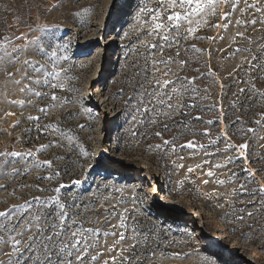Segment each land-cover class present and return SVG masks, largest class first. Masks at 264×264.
I'll return each instance as SVG.
<instances>
[{"label":"rangeland","instance_id":"obj_1","mask_svg":"<svg viewBox=\"0 0 264 264\" xmlns=\"http://www.w3.org/2000/svg\"><path fill=\"white\" fill-rule=\"evenodd\" d=\"M9 2L23 11L21 6L25 0H0V5ZM39 2L27 0L28 5ZM57 2L47 0L49 7ZM156 3L157 0H66V3L52 11L48 19L59 24L61 42L69 44L59 54L68 59L60 62L64 69L61 77V83L65 85L63 91L48 90L49 93L54 91L60 98L57 107L51 109L40 123H59L66 133L71 130L73 139H65L61 133L52 129H46V134H41L25 119L29 115L42 116L37 109L49 105L50 100L34 99L37 108L27 107L23 111L18 107L0 104V107H5V111L16 113L6 120L0 119V141H11L22 135L25 128H32L28 135L23 136L25 142L16 145L17 150H35L51 141H60L63 145L48 148L38 154L37 158L41 161H53L51 169L18 177L15 183L0 180V184L7 186L0 190V211L23 204L33 197H53L56 194L51 189L63 184L67 187L61 190L62 202L91 205L86 210L82 207L69 209L70 213H82L77 217L78 220L91 217L85 227H92L93 221L98 218L99 223L94 226L109 231L112 225L119 223V217L111 219V224L105 226V221L109 219L104 215L105 210H111L114 205L120 212L129 210V227L126 232L129 239L120 247L129 248L135 243L132 237H138L139 242L132 249L135 257H130L131 264H264V231H255L264 226V212H261L260 219L240 224L233 223V220L245 213L232 211V215L225 218V213L230 209L227 205L224 208L218 206L224 202L232 188L244 181L245 168L258 170L255 179L264 183V171H260L264 170V127H260L255 135L246 132L247 128L258 127L253 120L257 113L264 111V100L255 102L251 113L245 111L248 102L246 95L240 97L245 104L232 106L238 98L239 89L248 87L241 81L250 79L244 71L233 69L245 57H251L241 52L235 58L225 59L237 46L252 47L253 52L257 48L241 40L229 47L235 28H229L227 34H224L210 27L217 22L214 18H201L196 37L224 35V39L213 42L190 36L183 40L178 50L182 53L180 59H187V67L181 71L178 64L174 65L173 76L169 78L174 79L177 73L188 78L197 77L195 85L200 90L197 99L208 97L203 100L200 108L185 109L190 115L177 116L176 119L189 122L193 133L207 130L209 135L188 134L177 137V143L184 144L193 140L204 144L208 152L217 155L205 156L203 151L195 153L179 148L175 153L170 149H157L154 146L162 141L152 133L159 130V126L141 127L134 123L130 115L131 106L126 107L125 104L133 94L134 82L140 79L137 73L145 64L147 46L157 42L146 34L149 30L146 24L148 16L140 9H153ZM192 26L195 27V23ZM0 31H3L2 25ZM250 34L254 39L264 35L260 32ZM191 45L204 51H185ZM220 49L224 51H218ZM176 50L173 48L165 52V57L173 55ZM209 51L211 56L208 55ZM155 56L159 58L160 52L157 51ZM148 60L150 62L152 56L149 55ZM261 62L264 63V57H261ZM252 75L260 76L264 73L253 71ZM255 82L257 88L264 91V79ZM151 83L149 81V85ZM122 89L123 95L120 94ZM65 97L69 103L65 104ZM61 104H64L63 108ZM211 105L215 107L209 110ZM69 113L76 115L62 120ZM196 116L202 117V120H194ZM237 117L243 123L233 124ZM17 119L21 121L20 125L11 128L10 125ZM209 120L213 123H205ZM163 123L172 124L173 121L164 120ZM79 124L85 125V128L80 130L76 127ZM177 130L173 127L170 132L162 135L165 139H171ZM133 132L139 135L133 136ZM224 133H227V137ZM209 139L216 140V144L209 145ZM229 143L237 146L247 144V158L241 156L227 168H213L220 179H226L231 172L239 174L234 184L217 186L214 179L204 173L212 164L224 163L228 157L239 155L238 148L224 151ZM181 156L184 158L180 159ZM204 160H209L210 164H205L203 170L196 168L193 173H188L189 167L195 168ZM50 172H59V176L52 181L37 179ZM77 180L81 183L74 185L73 182ZM204 180L209 183H203ZM20 184L38 185L49 191L39 192L34 187L21 189ZM249 187L255 188L258 185L251 184ZM250 199L253 198L232 197L236 208L248 205ZM247 211L255 212L257 209L249 206ZM135 224L139 226L138 233L131 231ZM249 224L255 225V229L248 227ZM103 239L101 237L102 242ZM113 239L107 238L108 245L113 243ZM124 255L128 256L129 253L125 252Z\"/></svg>","mask_w":264,"mask_h":264},{"label":"snow or ice","instance_id":"obj_2","mask_svg":"<svg viewBox=\"0 0 264 264\" xmlns=\"http://www.w3.org/2000/svg\"><path fill=\"white\" fill-rule=\"evenodd\" d=\"M78 2V0H76ZM66 0H58L57 3L50 7L47 0H40L39 3L27 4L25 0L21 6L23 11L19 10L12 2L0 5V25L3 31H0V104L7 107L11 105L18 107L23 111L24 108L31 107L36 109L35 100H50L47 106L39 107L37 110L42 116L29 115L25 119L34 125V129L41 134H46V129H52L68 140L73 136L60 127L59 123L41 124L40 121L46 118L51 109L57 107V101L60 99L53 91L49 89H59L63 91L65 85L61 83L64 69L60 62L67 61L68 57L60 55L68 47V43H62V38L58 35L60 26L48 19L52 11ZM71 13L72 9L69 7ZM140 11L148 16L146 24L149 25L147 35L157 40L156 43L148 45V53L145 55V64L137 73L140 79L134 82L133 94L125 102L126 107L131 106V118L134 123L141 127L149 125L159 126V130L152 133L159 138L162 143L154 147L175 153L177 149L192 150L195 153L203 151L205 156H214L217 153H210L204 144L188 140L184 144L177 143V137L188 134H198L208 136L207 130L203 133H193L189 122L177 120V116H188L190 113L185 109L200 108L203 100L207 96L200 97V90L196 87L197 77H184L175 74L173 76V66L179 65L182 71L187 67V59L181 60L182 53L178 50L181 42L188 37L199 39H209L215 42L217 39L223 40L224 35L215 37H196L199 29L201 18H214L217 22L210 27L221 30L227 34L229 28H235L229 47L237 43L238 40L245 41L249 45L256 46V52L252 47H235L232 52L228 53L225 59L235 56L241 52L247 53L251 59L245 57L237 69L244 71L250 76L247 81H241L247 84V88H240L237 100L233 101L232 106L245 104L240 97L247 96V106L245 111L251 113L255 108V102L264 100V91L257 88L256 80L264 79V75L253 76V71L264 73V63L261 57H264V35L253 38L252 32L264 34V0H157L156 7L153 9L141 8ZM79 13H76L78 15ZM195 23V27L192 25ZM207 23V20H204ZM185 25L187 27L185 28ZM175 33V35L173 34ZM177 49L173 55L165 57L164 53L171 49ZM159 51L160 56L156 58L155 53ZM185 51L203 52L197 49L195 45L185 48ZM218 51H224L222 49ZM152 56L149 62L148 56ZM208 55L212 53L209 51ZM247 67H243L244 65ZM164 69L161 72V69ZM151 69V71H149ZM199 71V69H196ZM231 75V73H230ZM149 81L152 83L149 85ZM223 87V86H222ZM205 92L207 89L204 90ZM123 95V89L121 90ZM236 95V94H234ZM187 101H193L188 103ZM65 97V104L69 103ZM133 102L134 106H133ZM5 107H0V119L6 120L7 117L15 116L16 113L5 111ZM64 104H61V108ZM215 105H211L214 108ZM76 114L69 113L62 120L74 118ZM139 117V119H137ZM194 120L200 121L202 117H193ZM164 120L173 121L172 124L163 123ZM243 123L237 117L235 123ZM21 121L17 119L10 125L15 129ZM212 124L213 121H206ZM258 127L247 128V133H255L260 127H264V111L256 114L253 120ZM80 130L85 125L79 124ZM173 127L178 130L171 139H165L163 133L170 132ZM33 129L25 128L20 136H16L11 141H0V180H10L16 182L18 177H26L34 171H47L53 167L52 160H39L38 154L46 151L48 148L63 147L60 141H51L49 144L40 145L35 150L25 149L17 150L18 143H24L23 136L28 135ZM5 132L7 130H4ZM244 131V129H239ZM10 135V133H7ZM139 135L133 132V136ZM147 135V134H145ZM227 137V133H224ZM216 140L209 139V145H215ZM74 147V145L72 146ZM152 147V146H150ZM238 148L239 155L235 158L228 157L224 163L212 164L208 171L204 173L209 178H213L217 186L234 184L239 176L238 173L231 172L226 179H220L212 170L227 168L229 164L235 163L236 159L241 156L246 157L247 144L234 145L229 143L224 149ZM87 155V153H85ZM184 157H180L183 159ZM205 164H210L209 160L202 161L187 169L188 173H193L196 168L203 170ZM183 167V165H179ZM244 181L238 187L231 189L226 194L224 202L218 206L224 208L228 206L230 211L225 213V218L232 215V211L245 213L236 216L233 223L247 224L248 220L260 219L261 212H264V183L255 179L258 170L245 168ZM264 171V170H260ZM59 172H50L46 176H38L37 179L42 181H52L58 177ZM81 181H74V185H79ZM203 183H209L204 180ZM251 184H257L258 187H249ZM5 184H0V190L5 189ZM21 189L34 187L39 192L49 191V189L40 188L38 185L20 184ZM61 184L54 191L56 195L49 198L33 197L20 205H12L9 208L0 211V264H131L130 257H135L132 251L137 246L138 237L133 236L135 241L129 248L120 247L129 237L126 235L128 230L129 210L124 209L120 212L114 205L111 210L106 209L104 215L109 219L105 221V226L111 224V219L119 217V223L112 225L109 231L102 228H96L94 225L99 223L97 218L93 221L92 227H85V224L91 217H85L84 220H78L82 213H70V208L82 207L87 209L91 205H78L76 203L65 204L60 199L61 190L66 188ZM224 195V194H221ZM249 196V204L242 208H236L232 197ZM110 202V201H109ZM126 201H118L125 203ZM243 202V201H241ZM94 203V202H93ZM249 206L255 207L257 211H247ZM248 227L255 229V225L249 224ZM122 229V231H117ZM131 231L139 232L138 224H135ZM257 232L264 231V226L255 229ZM143 235V233H140ZM103 237V242L101 241ZM113 237V243L108 245L107 238ZM128 252L129 255H124ZM142 264V262H138Z\"/></svg>","mask_w":264,"mask_h":264}]
</instances>
